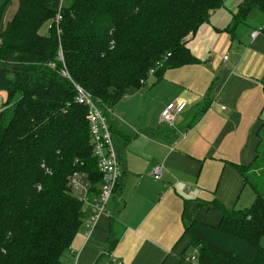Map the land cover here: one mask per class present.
<instances>
[{"label": "trees", "instance_id": "1", "mask_svg": "<svg viewBox=\"0 0 264 264\" xmlns=\"http://www.w3.org/2000/svg\"><path fill=\"white\" fill-rule=\"evenodd\" d=\"M7 3L0 6V264H62L85 220L68 178L83 174L93 197L102 184L76 86L99 102L114 138L109 111L151 77L198 63L188 39L223 0H18L4 26ZM255 9L264 13V0L239 5L226 29L233 39L251 28ZM258 138L254 161L240 170L253 205L228 212L217 227L186 226L198 264H264V124Z\"/></svg>", "mask_w": 264, "mask_h": 264}, {"label": "crops", "instance_id": "2", "mask_svg": "<svg viewBox=\"0 0 264 264\" xmlns=\"http://www.w3.org/2000/svg\"><path fill=\"white\" fill-rule=\"evenodd\" d=\"M243 1L224 13L223 0L189 37L198 63L166 70L149 85L150 78L111 110L120 186L89 236L83 224L62 264H191L185 259L197 252L186 226L217 227L253 202L240 170L254 161L264 124V35L250 19L236 39L226 31ZM176 102L186 108L170 129L160 115ZM156 164L160 180L152 176ZM84 212L89 220L94 209Z\"/></svg>", "mask_w": 264, "mask_h": 264}, {"label": "built area", "instance_id": "3", "mask_svg": "<svg viewBox=\"0 0 264 264\" xmlns=\"http://www.w3.org/2000/svg\"><path fill=\"white\" fill-rule=\"evenodd\" d=\"M62 20L60 14L57 15L55 23ZM258 32H253L252 38H254ZM59 60H63L62 53L58 54ZM226 56L224 60L226 61ZM162 64H158V68H162ZM155 70L150 71V75H154ZM65 77H68L67 72H63ZM77 91V102L84 104L88 108V120L91 126V136L93 144V153L98 161V169L102 175V184L100 187V193L98 196L93 197L90 193L91 185L87 178L81 173H74L68 178V186L74 193V195L83 203L85 206H90L94 209L93 215L89 220H84L88 232L87 236L90 235L94 229L97 220L101 214L104 213L105 208L109 200L115 194V190L120 183L122 172L118 162L117 152L110 131V125L107 117L104 115L99 102L93 100L92 96L85 92L79 86H76ZM2 102L0 99V110ZM186 108L185 102H176L168 105L160 115V122L165 124L170 129L175 128L177 119L183 114ZM111 112V110L109 111ZM163 165L156 164L152 169V176L155 180L162 178ZM186 262L191 264L197 263V255L186 258Z\"/></svg>", "mask_w": 264, "mask_h": 264}, {"label": "rangeland", "instance_id": "4", "mask_svg": "<svg viewBox=\"0 0 264 264\" xmlns=\"http://www.w3.org/2000/svg\"><path fill=\"white\" fill-rule=\"evenodd\" d=\"M6 1H8V3L6 4V7H5V14H4V17H3V25L6 26L7 23H9L11 21V19L14 17L15 13H16V10H17V7H18V0H0V6L3 5V3H5ZM234 1H237V0H228V2H225V6H224V13H231V8L230 6L233 5L235 2ZM251 14H257L259 17L257 19H253V15L250 17L249 16V19L254 22L255 26H257V29L259 33L260 32V28L261 27H264V14H262L261 11L255 9L251 12ZM262 18V19H260ZM42 33L43 35H48V27L45 26L42 28ZM248 36H250V33L246 34ZM154 77H151V81L149 82V85L150 83L153 81ZM131 92H134L133 90H129L127 92V96H129V94H131ZM0 99H1V102L3 103V98L0 96ZM126 100H124L123 102H125ZM6 106V105H5ZM5 106L3 108H5ZM252 194V192L249 190L247 194ZM254 192V191H253ZM245 193V196L247 195ZM255 196V194L253 193L252 196ZM253 202L249 203L248 205H245V204H241L239 206V210H246V209H249L254 201H255V197H253ZM245 199L242 200V203L244 202Z\"/></svg>", "mask_w": 264, "mask_h": 264}]
</instances>
